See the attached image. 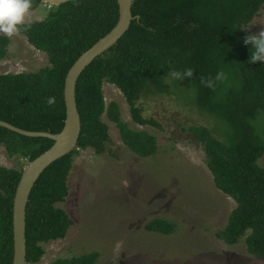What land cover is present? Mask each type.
Instances as JSON below:
<instances>
[{"label": "trees", "instance_id": "trees-1", "mask_svg": "<svg viewBox=\"0 0 264 264\" xmlns=\"http://www.w3.org/2000/svg\"><path fill=\"white\" fill-rule=\"evenodd\" d=\"M45 5L31 0V10ZM44 19L25 22L19 30L50 64L37 71L0 73V119L28 130L60 132L66 119L65 85L71 66L83 52L110 32L119 20L117 0H73L48 4ZM264 0H133L128 31L83 71L77 83L82 131L76 149L53 162L37 180L27 206V259L38 264L44 243L67 236L74 220L60 206L70 194L75 156L94 148L99 154L111 140L105 114L120 130L124 144L141 157L159 150L157 136L130 126L116 101L107 103L105 82L116 85L140 125L162 127L144 114L139 101L149 93H171L185 83L196 104L217 121L190 131L207 156L216 186L237 206L217 236L236 244L246 235L249 253L264 258V62L250 63L254 34L247 27L261 14ZM11 37L0 34V60L8 56ZM192 69L183 80L170 71ZM220 72L224 75L217 79ZM54 140L31 137L0 125V147L25 165L48 150ZM22 167L0 166V264H13L14 198ZM177 223L154 218L150 231L171 234ZM98 251L60 257L54 264H96Z\"/></svg>", "mask_w": 264, "mask_h": 264}, {"label": "rangeland", "instance_id": "rangeland-1", "mask_svg": "<svg viewBox=\"0 0 264 264\" xmlns=\"http://www.w3.org/2000/svg\"><path fill=\"white\" fill-rule=\"evenodd\" d=\"M47 14L45 5L30 9L26 22ZM247 28L254 34L264 31V8ZM11 39L8 56L0 60V73L37 71L50 64L48 55L24 34L18 31ZM104 92L107 103L118 102L132 128L157 136L159 150L149 157L137 155L105 114L111 134L107 150L99 154L88 148L75 156L70 194L60 203L74 224L65 238L44 243L46 252L38 264H54L60 257L91 251L100 253L96 264H264V258L248 252L246 235L236 244L217 236L237 202L216 186L202 144L186 130L206 125L221 136L214 117L196 104L195 90L182 83L171 93L141 98L144 114L162 127L137 124L116 85L105 82ZM0 166L24 167L25 163L11 157L2 145ZM158 217L176 222L175 231L148 230L146 224Z\"/></svg>", "mask_w": 264, "mask_h": 264}, {"label": "water", "instance_id": "water-1", "mask_svg": "<svg viewBox=\"0 0 264 264\" xmlns=\"http://www.w3.org/2000/svg\"><path fill=\"white\" fill-rule=\"evenodd\" d=\"M73 0H43L44 3L60 5ZM119 4V20L114 28L100 38L93 46L83 52L71 66L66 77L65 101L66 119L63 129L58 133L50 131L28 130L0 119V125L20 134L31 137H48L54 140L51 148L23 168L14 198V257L13 264H28L27 259V206L31 192L41 174L55 161L72 152L78 147L82 131V119L77 102V83L83 71L95 58L114 46L128 31L134 19L140 15L133 14V0H117Z\"/></svg>", "mask_w": 264, "mask_h": 264}, {"label": "clouds", "instance_id": "clouds-1", "mask_svg": "<svg viewBox=\"0 0 264 264\" xmlns=\"http://www.w3.org/2000/svg\"><path fill=\"white\" fill-rule=\"evenodd\" d=\"M30 8L31 0H0V33L8 37L15 35L25 25ZM244 43L251 45L250 63L264 62V31L258 35L247 36ZM192 75V69L189 68L183 72L170 71L168 76L174 80H183ZM223 75L224 73L220 72L217 79Z\"/></svg>", "mask_w": 264, "mask_h": 264}]
</instances>
